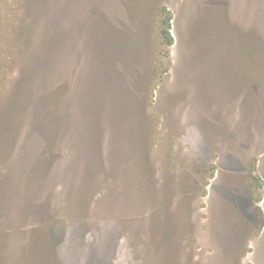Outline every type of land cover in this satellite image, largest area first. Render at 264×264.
<instances>
[{"label": "rangeland", "instance_id": "rangeland-1", "mask_svg": "<svg viewBox=\"0 0 264 264\" xmlns=\"http://www.w3.org/2000/svg\"><path fill=\"white\" fill-rule=\"evenodd\" d=\"M24 26L53 66L1 111L0 264H264V0H30Z\"/></svg>", "mask_w": 264, "mask_h": 264}, {"label": "trees", "instance_id": "trees-1", "mask_svg": "<svg viewBox=\"0 0 264 264\" xmlns=\"http://www.w3.org/2000/svg\"><path fill=\"white\" fill-rule=\"evenodd\" d=\"M29 3L30 0H0V120L2 117L4 119V116H7L9 120L14 118V123L16 120L15 118L21 114V110L23 111L25 109L18 110L17 108H14L15 104H12V102H14L13 100L10 105L11 107L4 111L6 112V115L1 113L4 104L8 100V97L14 94L15 89L19 87L18 85L30 86L29 89L26 90V93L29 91H35L36 88L34 86L40 85L39 87H41L42 82L45 83V81L51 76L53 66V61L51 58L37 55L38 53H41V51H45V48H42L43 50L38 49L36 51L32 44L31 46H28V44L27 46H24L25 43L24 41L22 42L20 38L22 36V38H24V35H21V33L23 31V27L26 29L24 26V19L27 16ZM160 15L163 17L161 22L164 26L161 31L162 38L166 46H171L173 44V38L170 34L171 17L166 8L161 9ZM30 35L31 34L28 33V38L31 37ZM118 82L123 83L122 79H119ZM119 90H121L119 95L122 99L124 98L122 96L124 95L123 85L119 86ZM41 92L42 91L35 95L34 93H28L30 95H25L26 101L32 105V112L30 114L32 133L29 132L27 136L31 137V140L30 138L29 140L32 142V146L34 145V147H36L38 143H42V146H45L46 148L47 145L51 143V137L53 135L52 121L48 119L46 114L48 102L50 101L51 97H49L47 91L44 93ZM121 99L119 100L120 103L122 102ZM13 113L16 114L14 115ZM6 122L9 121L6 120ZM13 125L15 126V124ZM94 125L95 124H93V126ZM5 129H8L7 124L0 123L1 141L3 135L5 134ZM115 136L116 135H114V137ZM84 137H86V134ZM1 141L0 154L2 151ZM87 152L88 154H86L85 157L83 156V161L84 158L86 161L89 158L90 160L92 159L90 149H88ZM87 163L84 164V168L82 169L83 174L80 173L84 179L83 184L88 180V178L92 176L91 170L89 169L87 171ZM47 164L48 162L44 161V165L42 167L40 165V168L37 172H39L41 168L47 169ZM1 168L2 165L0 163V177Z\"/></svg>", "mask_w": 264, "mask_h": 264}]
</instances>
